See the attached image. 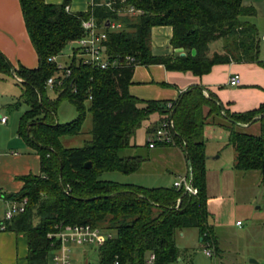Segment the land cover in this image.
Masks as SVG:
<instances>
[{"label":"trees","instance_id":"trees-1","mask_svg":"<svg viewBox=\"0 0 264 264\" xmlns=\"http://www.w3.org/2000/svg\"><path fill=\"white\" fill-rule=\"evenodd\" d=\"M19 3L38 66L34 70H12L0 53V76L15 73L22 79L17 105L24 104L27 110L19 119L17 133L36 152L40 164L38 176L18 178L23 185L14 195L26 197L28 204L6 229L26 237V264H51L56 244L48 235L83 225L112 232L111 240L93 250L101 264H112L115 257L120 264H146L151 254L153 264L182 260L183 252L174 236L189 228H196L202 245L207 243L216 252L217 240L206 209V126L228 133L227 145L235 154L234 170L259 173L264 211V103L254 111L231 114L212 94L205 96L202 88L192 87L172 102L169 111L166 103L157 102H145L140 108L128 93L134 68L139 65H162L168 71L195 76L209 73L214 65L233 62L258 63L264 69V63L258 61V33L248 20L256 15L253 7L243 0H93L86 12L71 13L66 11V1L59 5L45 0ZM127 6L141 14L121 15ZM90 15L99 25L107 20L122 24L120 30L107 33L104 43L109 58L117 60L119 66L93 70L73 57L68 66L70 75L58 78L51 99L46 83L57 69L50 58L61 55L66 44L84 35L81 24ZM160 26L172 28L170 45L181 50L183 56L151 54V29ZM232 37L235 54L208 55L209 44ZM126 57L133 62L127 64ZM63 101L73 104L77 118L60 124L57 109ZM86 113L92 117L91 139L80 148H64L60 138L80 135ZM154 113L161 118L148 133L152 134L170 114L173 142L155 147L186 150L187 159L184 157L195 195L173 186L146 188L99 179L105 172L136 173L148 161L149 156L122 153L136 147L130 143L131 137ZM248 123L258 125L257 134L242 126ZM145 147L149 149L147 141ZM87 163L91 164L88 169L84 167Z\"/></svg>","mask_w":264,"mask_h":264},{"label":"crops","instance_id":"crops-1","mask_svg":"<svg viewBox=\"0 0 264 264\" xmlns=\"http://www.w3.org/2000/svg\"><path fill=\"white\" fill-rule=\"evenodd\" d=\"M65 1L68 2V11L71 13L86 12L93 3V0H45L47 4L53 5H59ZM243 2L245 5L253 7L256 11V15L248 20L255 26L259 37L258 61L264 63V0H243ZM171 35L172 28L169 26L153 27L151 29L150 51L153 56H171L178 53L181 55L183 53L181 50H174L171 47ZM0 53L10 63L12 70H16L19 67L34 70L38 66V58L25 27L19 0H0ZM60 56L57 57V61ZM73 57H75V49H73L71 57L63 65L69 66ZM233 74H238L240 77L239 85L235 87L228 84V80ZM5 77H11L15 81V86L22 93L23 86L20 84L22 79L17 77L15 73H12V75H1L0 80H3ZM46 87L47 91L53 90L47 85ZM192 87L202 88L206 96L212 94L229 113L243 114L258 109L264 103V69L258 63L233 62L214 65L209 73L202 76H195L191 72L168 71L162 65H139L134 68L128 93L139 102L138 107L143 108L145 102H157L160 104L174 103L183 92ZM19 98L11 105L12 109L17 110L21 106V104L17 105ZM24 106L25 110L23 113L27 110V106ZM160 118L159 114L154 113L149 116L148 120L142 122L149 126L146 132L147 136L151 134L148 133V130L154 127V125H157ZM5 123L6 120L1 124ZM248 129L250 131L251 129H255V132L251 131V134L258 133L257 124L249 126ZM216 130L223 133L222 139L224 140L223 143H218V146L230 147L227 145L228 133L225 130L212 126L205 127L206 209L209 214L208 223L212 227L213 233L217 230L219 234L223 232L227 236H230V238L221 240L216 237L217 248L215 253L219 257L220 264H264L263 209L253 206L255 199H247L242 203L238 202L236 205L234 204L230 207L231 212L229 214L226 211L229 207L226 208V202L221 198L222 192L221 186H219L221 184L226 185L227 188L225 187L224 191L232 196L236 188L232 184L233 179L235 181H245L251 178L256 181L255 189L260 190L262 196L260 178L257 179L252 174L233 169L235 154L232 147L229 148L232 151V160L227 170L222 168L218 169V167L210 170L209 163L220 159V155L214 157L213 155L215 153L206 151L207 145L211 142L212 135ZM17 131V138L22 141L18 145V148L23 150V153L9 151L10 149L8 147H0V188L12 195L18 193L22 188L23 183L18 180L19 177L26 175L38 176L40 174L38 155L18 136ZM154 149L158 150H156L157 152L155 151V156L152 157V161L157 162L159 160L162 162L156 165L159 169H162L164 173L168 174L173 172L174 182L181 178H186L191 183L184 153L179 147L149 148V150ZM150 160L149 158L145 163H148ZM176 161L178 165L174 164ZM142 166L139 171H141ZM210 177H215V182L219 186L217 192L218 199L210 193ZM235 209L242 212L243 220L240 219V225L236 224L240 220L233 221L231 217ZM233 234L241 236L240 239L237 237L234 238ZM244 236H247V239L242 240ZM199 242L202 243L200 238ZM27 252V239L23 234L11 231H0V264H26L25 258ZM187 256L189 255L186 252V258ZM178 261H181V259H178Z\"/></svg>","mask_w":264,"mask_h":264},{"label":"rangeland","instance_id":"rangeland-1","mask_svg":"<svg viewBox=\"0 0 264 264\" xmlns=\"http://www.w3.org/2000/svg\"><path fill=\"white\" fill-rule=\"evenodd\" d=\"M235 37L229 39H221L209 44L208 55L212 56L214 53H218L220 55H225L229 51L235 54ZM77 46L73 43H68L64 47L61 52V56L59 57L58 61L62 64L67 62L68 59L72 55L73 49ZM21 91L20 89L15 86V81L11 77H5L3 80H0V119L5 118L6 123H0V147H8L9 151H14L17 153H23V150L18 148V145L21 144V140L17 138L16 131H17V122L19 116L25 110L24 104L16 110L12 109L11 105H13L16 100L19 98ZM48 95L51 99H54L53 91L48 90ZM77 118V112L73 104L69 103L68 101H63L59 104L57 109V122L60 124L68 123ZM217 122L224 123V121L216 118ZM91 115L90 113H86L85 121L83 123V132L77 136H65L61 138L62 145L65 148H79L84 146L85 142L91 138V134L89 133L91 129ZM149 128L148 124L142 123L138 129H136L134 136L131 137L130 143L135 145L131 150H124L122 155L123 156H133V155H142V156H149L151 159L148 163H145L142 166L141 171L132 173V174H122L119 172H105L103 173L99 179L104 181H111L119 184H131V185H140L146 188H157V187H171L174 182L173 172L164 173L162 169H159L156 165H159L161 161H152L153 156H155L154 150H149L145 147V142L147 141V129ZM247 132H255V129H246ZM215 133L212 135L211 142L207 145V150L209 153H215L213 156L217 157L220 155V159L210 162V170L212 168L225 169L227 170L230 162L232 160V151L229 149L230 147L225 146H218V143H223L224 140L222 139V132L219 130L214 131ZM25 148V146H24ZM217 150V151H216ZM157 152V151H156ZM157 163V164H156ZM178 165L176 161L174 163ZM252 174L253 177L260 178L259 173L256 171L247 172ZM247 181V182H246ZM256 181L254 179L249 178L245 181H235L233 179L232 184L234 185V192L232 196L229 193L224 191L226 185L221 184V198L224 199L226 202V210L227 212H231L230 207H232L236 203H242L247 199L254 200L253 206L260 207L263 209V201L261 196V191L255 189ZM228 184H230L228 182ZM219 186L215 182V177H210V193L216 199L217 192L219 190ZM227 188V187H226ZM261 188V187H260ZM252 197V198H251ZM240 209V208H238ZM230 216V215H229ZM233 221L237 219L240 220L242 218V212L235 209L233 214L231 215ZM241 222V220H240ZM214 236L218 239L224 240L230 238L227 234L219 232L215 230ZM234 238H239L241 236H236L233 234ZM247 239V236L242 237V240ZM175 244L179 250L183 252V257L181 261L174 262L172 264H220L219 257L215 253V256L212 258L207 257L203 250L204 247L202 243L199 242V235L198 230L196 228H189L182 231V233H176L174 236ZM72 252L73 263L72 264H83V260L91 261V264H98V256L92 252H88L83 256L82 250L86 249L89 250V246H74ZM186 252L189 256L186 258ZM85 262V261H84Z\"/></svg>","mask_w":264,"mask_h":264},{"label":"built area","instance_id":"built-area-1","mask_svg":"<svg viewBox=\"0 0 264 264\" xmlns=\"http://www.w3.org/2000/svg\"><path fill=\"white\" fill-rule=\"evenodd\" d=\"M123 3V1H121ZM68 11V7H66ZM121 15L137 16L141 14V11L136 10L132 6H127L120 11ZM82 29L84 35L71 43L75 44V57L80 64L87 66L93 70H110L119 66L117 60H111L105 51V41L107 40L108 32H116L122 28L120 22L114 20H107L101 25L97 24L95 18L90 15L88 19L82 21ZM264 40V37H263ZM50 61L55 63L57 73L47 80L46 85L50 88L56 84L59 77H67L71 71L68 66H65L57 61V57L50 58ZM125 62L130 64L133 62L131 57H126ZM240 77L238 74H233L228 80V84L232 87L238 86ZM169 111H171L173 104H166ZM166 115L160 122L156 130L150 134L147 138V144L150 149L154 148L160 143H172L173 142V121ZM5 118H1L0 122L4 123ZM174 187L177 189L183 188L189 194H196V189L187 181L186 178H181L174 182ZM28 199L26 197L18 198L15 195L8 194L2 188H0V231H6L7 225L18 215L23 214L26 211ZM240 225L241 222H236ZM49 238L53 239V243L56 247L51 252V264H72V252L74 246H89L90 249L82 250L83 256L86 253L92 252L99 248L106 241L111 240L112 232L105 231L103 229L92 227L90 225L66 227L64 229H58L56 232L49 234ZM204 254L212 258L215 256V251L212 246L207 243L204 244ZM94 250V252H95ZM154 255H149L146 264L154 263ZM85 261V262H84ZM83 264H91V261L83 260ZM98 264H101L98 260ZM112 264H120L117 257L114 258Z\"/></svg>","mask_w":264,"mask_h":264},{"label":"water","instance_id":"water-1","mask_svg":"<svg viewBox=\"0 0 264 264\" xmlns=\"http://www.w3.org/2000/svg\"><path fill=\"white\" fill-rule=\"evenodd\" d=\"M108 2V1H107ZM184 54L183 53H181V56H183ZM205 94V93H204ZM205 96H206V94H205ZM225 118H227V117H225ZM228 119V118H227ZM257 118H255V119H253V120H256ZM252 123V122H251ZM251 123H248V124H246V125H242L243 127H245V128H248L250 125H251ZM185 157H186V159H187V152H186V150H185ZM90 166H91V164L90 163H87V164H85V168L86 169H88V168H90ZM191 184V183H190Z\"/></svg>","mask_w":264,"mask_h":264}]
</instances>
